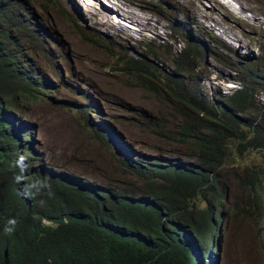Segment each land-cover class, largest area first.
I'll return each instance as SVG.
<instances>
[{"label":"clouds","instance_id":"1","mask_svg":"<svg viewBox=\"0 0 264 264\" xmlns=\"http://www.w3.org/2000/svg\"><path fill=\"white\" fill-rule=\"evenodd\" d=\"M225 2L231 10L220 0H0V264H51L43 228L80 233L75 215L96 203L113 216L98 217L97 225L110 239L130 238L151 264H264V144H252L264 134L257 126L264 123V42L257 51L249 48L250 31L264 36V24L254 19H264V11L234 21L227 14L239 13V6ZM89 3L98 18H89ZM195 6L204 14L195 16ZM127 7L157 23L155 34L139 33L127 19L122 35L130 36L116 40L118 16ZM58 13L84 54L106 69V82L120 80L123 97L171 115L134 112L129 127L110 120L101 102L113 91L94 90L87 73L57 47ZM71 13H78L83 30L74 28ZM217 27L228 40L214 34ZM209 60L227 74L231 90L204 87ZM223 109L236 123L220 125ZM209 110L212 121L202 126L188 118ZM216 146L241 148L242 156L226 167L254 168L255 183L228 178L223 161L208 170V148ZM244 222L251 235L236 247L243 240L236 227ZM67 255L69 264L96 260L89 242Z\"/></svg>","mask_w":264,"mask_h":264},{"label":"rangeland","instance_id":"2","mask_svg":"<svg viewBox=\"0 0 264 264\" xmlns=\"http://www.w3.org/2000/svg\"><path fill=\"white\" fill-rule=\"evenodd\" d=\"M148 1V0H146ZM156 1V0H154ZM221 1V0H220ZM61 6V4H60ZM97 6H99V4H97ZM233 6L235 8H237L238 6V12L236 13L239 16H241L240 14H244V13H254V14H258L264 11V0H234ZM243 6V7H242ZM88 10H92L93 11V6L91 3H89L87 5ZM196 10L199 11L200 14H202L203 12L201 10H199L198 6H195ZM232 7V8H234ZM241 7V9H240ZM249 7V8H248ZM231 8V7H230ZM251 8V9H250ZM128 8H124V10H126ZM132 9V8H131ZM124 10L119 14V20H118V27L116 29L119 30L120 34L118 35V33L115 31V35H117L118 40L120 41L123 38L128 39V37L130 36L129 34H125L124 36L122 35L124 32V28H123V23L121 21L123 20H131L130 18L127 17V14L124 12ZM249 10V11H248ZM252 10V11H251ZM64 10L62 9V12ZM97 15L95 18L96 19L99 17V14L97 12H95ZM78 13H71V20L72 23L74 24V28L77 30H83L82 29V22H80V19L77 15ZM141 14V13H140ZM196 14V13H195ZM144 15V14H142ZM145 19L144 21H146L143 24H140L138 22H135L138 24L139 26V33L146 35L145 32H150L155 34V32L158 30V24L157 23H153L151 21V18L147 15H144ZM227 17L230 20H241V18L237 17V15H232L230 14V11L227 14ZM236 17V18H235ZM195 20L197 19L196 17H193ZM92 19V18H90ZM255 19V23L257 25H262L264 24V19L261 17H254ZM258 19L259 20L258 22ZM57 23L59 24V27L57 29V33L60 36V38H62L61 42L58 44V49L59 51L64 55V57L66 58V60L68 62H70L75 68L83 70L87 73L89 79L94 83L93 89L94 90H98L100 91V93H102V87H104V85L107 86V88H110L113 92L110 94H107V96H103L102 94V102L101 105L103 107V109L106 111L108 118L110 120H112L115 123H119L121 126H131L130 123V118H133L135 115L133 114L134 112H139V113H144V114H152V115H157V114H168L171 115V112L169 110L166 109H162V107H157V106H149L147 107L146 105H142L139 104L137 102H134L132 100H129L125 97L122 96L121 94V87L124 86L123 83H121L120 80H111V83L106 82V78L103 77L105 75V71L106 69L99 70L97 69L96 65H94V61L91 60L86 54H84V49L82 48L80 41L78 39V35L73 31V27L69 26L68 23L66 22V20L64 19L63 15H61L60 13H58L57 15ZM133 21V20H131ZM212 23V21H211ZM219 23L224 26L227 30L229 31H233L235 30V28L232 25L226 24L224 20L220 19ZM219 27H217L214 30V34L219 35L220 37L228 40V36L221 32L219 29ZM195 30V32L198 35H204V29L198 25H195V28H192ZM121 30V31H120ZM193 30V31H194ZM87 31V29H86ZM249 36L251 37V45L249 46L250 50L252 51H257V47H259V45H262V43L264 42V36H255L254 32H249ZM177 48H179V46H177ZM244 50V49H243ZM163 51V49H160L158 51L157 54H161ZM176 53V52H175ZM247 53V52H246ZM106 59L109 61L111 59V56H105ZM106 65L105 63L102 64ZM207 69L210 71L211 76L206 75L205 77V85L204 87L209 91V93H212L216 87H221L224 91H229L232 89L231 86H228L229 83V78L227 76L226 73L221 72L220 67L217 66L215 64L214 61L209 60L207 62ZM128 86H130L131 88H137V90H140L141 92L145 93L144 90L135 84H127ZM151 103H154L153 101ZM36 111H46L48 110L50 113L53 114V116H55L58 119H63V117H61V115L55 113L53 110L49 109L47 106H37L35 107ZM42 124L39 123V129L41 128ZM257 126H259V128L261 127L262 130H264V123L263 122H258ZM54 134L55 136H61L62 132L59 129H55L54 130ZM137 136V135H136ZM38 138L45 142V139L43 138V136L40 134L38 136ZM245 158H253L255 161H257L259 159L258 155H246ZM236 232L238 234V239H243L241 241L236 242V247L239 246L240 243L243 244H247V241L249 238V236L251 235V229L249 227V225L244 222L242 223L240 226L236 227ZM238 264H245L244 260L239 261Z\"/></svg>","mask_w":264,"mask_h":264},{"label":"trees","instance_id":"3","mask_svg":"<svg viewBox=\"0 0 264 264\" xmlns=\"http://www.w3.org/2000/svg\"><path fill=\"white\" fill-rule=\"evenodd\" d=\"M230 108V107H227ZM205 117H195L188 115V118L197 122L202 126L207 121H212V116L215 111H207ZM227 118V120H225ZM237 117L229 112L228 109L220 110V118L218 122L225 128L226 123L232 125L236 123ZM253 146L263 147L264 134H260L259 138L253 139ZM240 144V145H247ZM225 146V144L223 143ZM241 148L236 147L233 150H224L218 146L208 148V170L216 169L223 161L224 170L228 178H235L237 183H255L258 178V171L254 168H246V166H233L227 168L226 166L233 164L236 156H242ZM260 167V165H258ZM238 170V171H237ZM101 216L113 217L111 212L104 209L103 203H96L94 206L78 212L74 218L73 227L80 233H74L72 229L54 230L51 228H43V238L51 245V255L53 261L51 264H69L68 252L71 248L79 244V242H89L96 251V260L92 264H151L150 255L144 249V253L138 252L135 245L130 238L127 242H123V237H116L110 239L109 236L97 225V218ZM85 235L83 237L82 234ZM126 238V237H125ZM162 245L161 242H158ZM178 260L176 254H172V262ZM91 264V263H89Z\"/></svg>","mask_w":264,"mask_h":264},{"label":"bare ground","instance_id":"4","mask_svg":"<svg viewBox=\"0 0 264 264\" xmlns=\"http://www.w3.org/2000/svg\"><path fill=\"white\" fill-rule=\"evenodd\" d=\"M224 4H225V6L228 8V9H230L231 10V6L227 3V2H225L226 0H221ZM243 7V6H242ZM128 8V7H127ZM197 9V8H196ZM240 9H241V7H240ZM124 10V9H123ZM90 11V10H89ZM249 11V10H248ZM124 12L127 14V17L128 18H130L131 20H133V21H135V22H138V23H140V24H143V23H145L146 21H144V20H146L145 19V17H144V15H142V14H140V13H138L136 10H134V9H131V8H128V9H126V10H124ZM195 16L197 15V14H200L199 13V11H195ZM202 14H204V13H202ZM96 13L95 12H93L92 10L90 11V12H88V16H89V18H95L96 17ZM235 15H237V17H239V18H241V16H239L238 14H235ZM236 18V17H235ZM259 20H261V19H258V22H259ZM121 31V30H120ZM116 32L118 33V35L120 34V32H119V30L118 29H116ZM116 36V40H118V37H117V35H115Z\"/></svg>","mask_w":264,"mask_h":264}]
</instances>
